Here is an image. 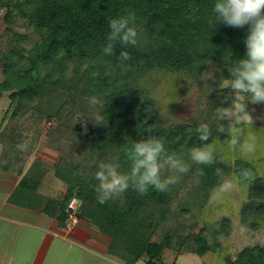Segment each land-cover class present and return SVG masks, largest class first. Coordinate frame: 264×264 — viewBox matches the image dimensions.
Segmentation results:
<instances>
[{
    "label": "trees",
    "instance_id": "1",
    "mask_svg": "<svg viewBox=\"0 0 264 264\" xmlns=\"http://www.w3.org/2000/svg\"><path fill=\"white\" fill-rule=\"evenodd\" d=\"M214 2L0 0L2 23L9 29L8 40L0 47V94L8 93L9 99L6 117L17 119L32 111L49 123L44 133L46 146L54 149L64 141L72 151L82 153L81 157L60 155L50 164L36 156L19 186L33 192L51 172L65 188L57 198L45 199L43 212L63 228L68 218L67 204L75 197L79 201L78 222L90 223L107 238L108 247L130 264L141 258L145 264H177L163 262L165 249L204 256L215 252L217 237L227 236L231 229L229 217L223 216L197 232L180 235L166 231L154 240L173 202L172 185L166 192L149 188L144 196L130 188L104 204L97 202V165L112 163L127 172L130 162L126 152L134 141L149 136L162 137L169 154L190 159L189 150L202 144L196 129L201 123L208 124L211 135L203 143L214 141V163L202 165L190 160L188 173L208 197L220 181L215 174L217 168L225 177L235 178L242 169H250L255 178L247 186L241 185L246 188V197L239 208V222L251 230L260 229L264 223V177L252 161L238 156L231 162L215 146V141L230 139L227 120L219 119V114L230 106L231 100L224 99L232 95L227 87L231 78L228 67L244 58L248 27L210 25ZM130 13L135 15L131 26L138 33L137 45L117 42L113 54L104 55L108 21ZM17 21H21L23 32L13 28ZM121 51L131 55L129 71H122L119 65ZM210 66L219 70V81L214 82L205 99L197 102V114L186 122L164 124L155 97L157 84L154 87L149 76L176 75L193 84ZM91 96L101 101L96 109L89 106ZM96 110L104 116L101 124L90 118ZM218 125L225 131L218 132ZM149 127L153 131H147ZM8 140L12 138L0 127V141ZM223 264H264V245L245 246Z\"/></svg>",
    "mask_w": 264,
    "mask_h": 264
},
{
    "label": "rangeland",
    "instance_id": "2",
    "mask_svg": "<svg viewBox=\"0 0 264 264\" xmlns=\"http://www.w3.org/2000/svg\"><path fill=\"white\" fill-rule=\"evenodd\" d=\"M1 15L0 47H3L8 40L9 29H6L2 23ZM13 28L15 31L23 32L21 21L15 22ZM218 75L219 70L216 67L210 66L205 70L199 82L193 84H188V80H182L176 75H165L162 78L159 77L156 79L152 75L149 76L153 86L155 87V84H157L155 97L159 102L160 120L164 124L180 123L186 122L193 115H196L197 102L200 99H205L204 97L215 84L214 82L219 81L217 79ZM7 95L8 93L0 94V127L13 141L26 142V151L30 156H41L49 164L54 162L60 155L68 157L73 153L78 157L82 156L81 151H72L73 149L64 141L54 149L49 147L48 144L46 146L44 133L49 127V123L38 118L32 111H27L23 117L17 119L6 117L9 104ZM231 96L235 100V96L233 94ZM245 101L246 99L239 102ZM247 110L253 117V127L249 128L247 125H237V127L243 128L245 135L249 131L255 132L261 138V144L264 145V104L253 105L249 102L247 104ZM225 120H227V124L229 125V120ZM230 140L231 137L225 142L215 141V146L216 148H220L219 151L221 150L224 158L233 162L239 156V153L229 147ZM4 149L5 146L2 147L3 151ZM179 158L190 165V159L187 157L181 156ZM247 160L252 161L256 166L258 174L264 177V147ZM164 175L167 176L169 173L165 170ZM226 178H232L235 182L234 175H229ZM220 182L222 181H219L217 185ZM43 183L44 189L46 186L55 188V190L64 187L63 182L53 176L52 173L47 175ZM217 185L210 191L208 197H204L193 175L188 172L186 174H180L179 182L172 185L175 193L173 192V202L171 203L170 211L166 216V220L162 222L157 232L153 235V239L159 240L166 231H174L180 235L197 232L204 224H214L223 216H227L230 219L231 229L229 234L227 236L219 235L217 237L219 242L218 248L215 252L209 251L204 256H199L194 253H178L171 249H165L163 253L164 263L175 261L177 264H223L226 258L233 259L236 253L245 246L255 244L264 245V223L261 224L260 229L251 230L248 227L242 226L239 222V208L245 200L246 188L240 186L239 190L225 194L222 199L217 201L212 199L213 190ZM55 192V194L59 193L58 191ZM74 227L78 229L77 231H82V235L84 236L77 238L74 234H64L62 231H59L61 235H65L67 241L57 239L59 242L55 241L54 245L56 246L50 248L43 261L44 255L42 257L40 256L43 250L39 252L40 245L36 246L32 242L30 246V258L28 259L29 263L130 264L127 260L120 258L105 242L98 241L97 238H94L96 235L100 236L101 233L90 223L82 221ZM71 243L73 245L69 246ZM83 247L87 250H84ZM96 252H103L105 256L116 262L103 261L96 255ZM133 264H145V261L141 258Z\"/></svg>",
    "mask_w": 264,
    "mask_h": 264
},
{
    "label": "clouds",
    "instance_id": "3",
    "mask_svg": "<svg viewBox=\"0 0 264 264\" xmlns=\"http://www.w3.org/2000/svg\"><path fill=\"white\" fill-rule=\"evenodd\" d=\"M135 15L110 19L108 21L109 34L106 43L102 46V52L110 56L114 51V44L119 42L123 46H136L138 33L131 24ZM209 24L214 27L223 24L231 28L248 27V34L244 39L246 47L245 56L235 61L228 67L230 79L227 87L235 96H225V101L231 100L230 107H225L219 114V119H228L227 132L231 137L229 147L238 152L243 159L255 155L264 145L261 138L252 131L247 135L244 129L237 125L253 127V117L247 110V104H264V0H215L212 6V15ZM118 62L122 71L131 70L129 61L131 55L128 51H121ZM245 102H239L244 101ZM89 106L96 109L101 104L96 96L88 98ZM94 123L101 124L104 116L99 110L93 112L90 117ZM147 131H153L151 127ZM218 132H224L223 125L217 126ZM199 133L198 139L202 142L200 147L193 146L189 150V158L195 164L210 165L214 163V141H208L211 132L209 125L201 123L196 129ZM17 149L27 150V143L18 144ZM127 161L130 162L129 170L121 172L118 166L112 163L100 162L94 179L98 181L95 188L97 202L104 204L109 200L120 197L130 188L138 195L144 196L149 188L158 192H166L169 187L179 182L180 174H186L190 165L173 154H169L162 137L149 136L140 141H134L130 150L126 152ZM165 170L169 175L165 176ZM216 176L220 179L217 187L213 190L212 199L220 200L225 194L239 190L241 185L254 180V174L250 169H242L240 176L226 178L222 169L215 170Z\"/></svg>",
    "mask_w": 264,
    "mask_h": 264
},
{
    "label": "crops",
    "instance_id": "4",
    "mask_svg": "<svg viewBox=\"0 0 264 264\" xmlns=\"http://www.w3.org/2000/svg\"><path fill=\"white\" fill-rule=\"evenodd\" d=\"M1 144L0 264H30L28 259L30 258V246L32 242L36 246L40 245L39 252L43 250V253L40 254L41 257L44 255L43 261L50 248L56 246L54 245L55 241L59 242L57 239L67 241L64 234H74L79 238V236H84L82 235L83 232L77 231L78 229L75 227L72 230H66L64 227L59 228L55 218L43 212L42 207L46 203L45 199L57 198L65 186L62 189L58 188L56 190L50 186H46L44 189V179L51 172L46 174L40 185L33 192L25 185L19 186L21 178L29 173L31 162L35 156L32 157L27 151L17 149L16 146L21 144L19 141L8 140L0 142ZM3 146H5L4 151L2 150ZM55 191L59 193L55 194ZM31 199H35L37 205ZM82 221L80 220L78 223ZM59 231H62L64 234L61 235ZM101 235H96L94 238L108 245L107 238ZM71 245L73 243L69 246ZM78 246L80 247V245ZM83 249L87 250L84 247ZM96 255L103 261L116 262L105 256L103 252Z\"/></svg>",
    "mask_w": 264,
    "mask_h": 264
},
{
    "label": "built area",
    "instance_id": "5",
    "mask_svg": "<svg viewBox=\"0 0 264 264\" xmlns=\"http://www.w3.org/2000/svg\"><path fill=\"white\" fill-rule=\"evenodd\" d=\"M78 205L79 201L75 197L71 198L67 204L68 218L64 226L66 230H72L78 222V217L76 216Z\"/></svg>",
    "mask_w": 264,
    "mask_h": 264
}]
</instances>
